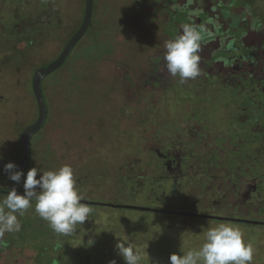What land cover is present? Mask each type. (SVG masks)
Returning <instances> with one entry per match:
<instances>
[{"label": "rangeland", "instance_id": "rangeland-1", "mask_svg": "<svg viewBox=\"0 0 264 264\" xmlns=\"http://www.w3.org/2000/svg\"><path fill=\"white\" fill-rule=\"evenodd\" d=\"M85 1L0 0V158L21 160V133L39 114L33 75L81 25ZM163 2L95 0L86 35L43 81L49 116L31 140V164L19 183L0 169V190L24 191L33 167L69 164L87 200L259 223L86 204L90 216L62 236L33 208L19 217L20 232L3 235L9 245L0 247V264H126L116 248L121 240L140 250L141 264H169L171 254L198 249L220 223L238 227L254 249L252 264H264V132L253 137L245 122L258 113L238 105L237 90L211 84L202 67L184 83L162 70L170 26ZM241 114L244 121L233 118ZM161 152H172L180 166L170 170Z\"/></svg>", "mask_w": 264, "mask_h": 264}, {"label": "clouds", "instance_id": "clouds-1", "mask_svg": "<svg viewBox=\"0 0 264 264\" xmlns=\"http://www.w3.org/2000/svg\"><path fill=\"white\" fill-rule=\"evenodd\" d=\"M202 29L192 24H182L180 32L163 44V71L170 77H178L180 83L195 79L201 74L200 49ZM8 162L4 171L8 178L19 183L23 172ZM38 171L42 175L37 178ZM23 194L12 188L0 200V247H7L2 239L5 233H18L22 224L19 217L33 209L35 213L58 235L71 236L90 216L92 209L83 203L84 194L77 187L71 165L42 171L33 167L23 180ZM34 202V204H33ZM93 241L90 240L89 244ZM126 264H141L140 250L123 240L116 244ZM254 249L243 239L238 227L220 223L204 234L200 247L183 255L171 254L169 264H252ZM149 259V257H148ZM112 264H115L113 261ZM159 264V262H154Z\"/></svg>", "mask_w": 264, "mask_h": 264}, {"label": "flooded vegetation", "instance_id": "flooded-vegetation-1", "mask_svg": "<svg viewBox=\"0 0 264 264\" xmlns=\"http://www.w3.org/2000/svg\"><path fill=\"white\" fill-rule=\"evenodd\" d=\"M163 1L165 2L159 7H162L170 21L166 33L167 39L178 34L180 26L185 23L203 30L199 55L200 67L204 69L206 79L211 80V84L237 90L238 98L241 96L239 106L256 108L253 113L257 111L258 114L251 116L250 119L246 117L245 122L247 128L252 130L253 137H261L260 132H264V128L261 127V122L264 123V0ZM49 21H52L51 17ZM38 23L35 21L33 28L36 29ZM19 26L20 23L17 22L15 28ZM19 34H22V31H19ZM31 43L33 41L29 45ZM16 53L19 57L21 50L16 49ZM160 63L164 67L162 60ZM162 75L166 73H162L157 78L163 79ZM244 117L241 114L233 118L244 121ZM241 129L244 131V125ZM159 154L167 160L170 170H176L174 167L176 163L180 166V162L172 152ZM253 187L251 186L245 197L248 198L255 191Z\"/></svg>", "mask_w": 264, "mask_h": 264}, {"label": "water", "instance_id": "water-1", "mask_svg": "<svg viewBox=\"0 0 264 264\" xmlns=\"http://www.w3.org/2000/svg\"><path fill=\"white\" fill-rule=\"evenodd\" d=\"M94 4H95V0L85 1V11L81 26L78 28L75 34L69 39L63 50L55 59L41 65L36 69L32 79V86L38 104V110H39L38 118L36 119L35 122L26 126L21 133L20 136L21 148H22L21 160L18 162H13L5 158H0V169H4V165L7 164L8 162H13L16 165L15 170H21V171L26 169L31 164L32 161L31 140L34 137V135L44 127L49 116V105L44 91L43 81L47 76H49L53 72H56L67 62L70 54L72 53L76 45L87 33L93 18ZM253 189H256V186H254ZM0 191L8 193V191L10 190H0ZM17 192L19 194H23L24 191H17ZM82 202L87 205H108L118 208L136 209L140 211H157V212L164 211L166 213H177L182 215L212 218L217 220H232V221L256 223V224L259 223L256 220H250L244 218H234V217H227L217 214H202V213L187 212V211L181 212V211L160 210L152 207L139 206L133 204H113V203H104L101 201H94L87 199H83Z\"/></svg>", "mask_w": 264, "mask_h": 264}, {"label": "trees", "instance_id": "trees-1", "mask_svg": "<svg viewBox=\"0 0 264 264\" xmlns=\"http://www.w3.org/2000/svg\"><path fill=\"white\" fill-rule=\"evenodd\" d=\"M8 245H9V241H7V246H8ZM57 261H58L57 259H53L51 263H52V264H57Z\"/></svg>", "mask_w": 264, "mask_h": 264}]
</instances>
